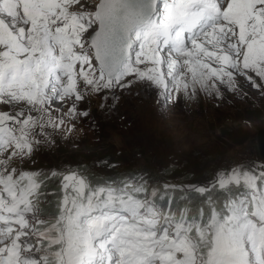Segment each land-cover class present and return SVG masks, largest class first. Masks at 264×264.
Here are the masks:
<instances>
[{"label": "snow or ice", "instance_id": "snow-or-ice-1", "mask_svg": "<svg viewBox=\"0 0 264 264\" xmlns=\"http://www.w3.org/2000/svg\"><path fill=\"white\" fill-rule=\"evenodd\" d=\"M239 77L264 86V0H0V264H264V165L163 195L141 173L24 167L93 96L139 85L163 107Z\"/></svg>", "mask_w": 264, "mask_h": 264}, {"label": "rangeland", "instance_id": "rangeland-1", "mask_svg": "<svg viewBox=\"0 0 264 264\" xmlns=\"http://www.w3.org/2000/svg\"><path fill=\"white\" fill-rule=\"evenodd\" d=\"M96 2L86 0L93 9ZM254 78L257 84L264 85L260 78ZM249 85L250 91L258 94L256 98L247 100L246 95L222 87L220 98L199 94L194 99L181 98L163 107L156 102L155 90L139 85L123 91L117 89L115 94L108 92L103 98L93 96L80 105L89 116L76 119L71 132L64 128L53 132L52 143L43 145L34 155L38 164L24 167L65 171L70 167L61 169L60 163L72 159L75 164L71 169L79 171L76 166H84L79 157L97 154L101 151L98 146L104 145L113 159L120 157L126 161L123 164L118 160L119 166L133 164L135 172L145 177H150L149 172L157 174L170 167L184 166L194 177L205 178L196 184L241 161L261 166L254 145L260 129H264V86ZM102 103L104 109L100 107ZM6 109L7 106L0 105V110ZM138 152L145 158H137ZM214 153L217 157L212 156ZM212 161L215 166L210 168ZM157 180L162 188L166 181Z\"/></svg>", "mask_w": 264, "mask_h": 264}, {"label": "trees", "instance_id": "trees-1", "mask_svg": "<svg viewBox=\"0 0 264 264\" xmlns=\"http://www.w3.org/2000/svg\"><path fill=\"white\" fill-rule=\"evenodd\" d=\"M103 147V148H102ZM98 149L101 150L100 152H98L97 154H90L87 155L85 157H79V159L81 161H83V165H77L76 168L80 169V172H83L85 174H87L91 179L93 180H103L106 179L108 177H117L120 176L122 174L125 173H133V174H137L135 172V170H137L135 168V166H133V164L131 165H121L119 166L120 163L125 164V160L122 158H118V159H113L111 157L112 154L108 153L105 149V145L104 146H98ZM90 150V149H89ZM219 153V152H218ZM136 155V154H135ZM218 154L214 153L212 156L213 157H217ZM145 158L143 156V153L138 152L137 158ZM120 160V161H118ZM50 161V163L52 164L51 160H47ZM117 161L120 162L117 165ZM39 161H35L33 162V164H38ZM61 169H64L65 167L62 166H69L70 168H73L74 166V161L72 159L66 160L65 162H61ZM77 164V162H76ZM177 164V163H176ZM214 161H212V163L210 162V168L214 167L215 165ZM53 165L49 166L52 167ZM209 166V165H208ZM46 167V168H49ZM62 171V170H61ZM194 172H196L194 170ZM149 175L151 177V181H154L156 184H158L160 186V184L156 181H158V178H162L164 179L166 182L167 180H173V182H179V183H183V184H196L198 181H201L202 178H204L203 176H201V179H199L197 176H195V174L192 171H186V169L184 168V166H179L178 168L176 167H170L168 169H164L163 171L154 174L149 172ZM205 180V178L203 179ZM42 190H44L45 192L51 193V195L47 196V200L50 202L48 205H46V207L49 210H54L53 209V205L56 202L57 197H59L61 195L60 192V177H51L48 180L45 181L44 186H42ZM160 195L164 194V190L163 188H161V191L159 193ZM170 195H176L177 193H169Z\"/></svg>", "mask_w": 264, "mask_h": 264}, {"label": "water", "instance_id": "water-1", "mask_svg": "<svg viewBox=\"0 0 264 264\" xmlns=\"http://www.w3.org/2000/svg\"><path fill=\"white\" fill-rule=\"evenodd\" d=\"M255 152L257 158H259L264 165V129H260L256 136Z\"/></svg>", "mask_w": 264, "mask_h": 264}, {"label": "bare ground", "instance_id": "bare-ground-1", "mask_svg": "<svg viewBox=\"0 0 264 264\" xmlns=\"http://www.w3.org/2000/svg\"><path fill=\"white\" fill-rule=\"evenodd\" d=\"M243 85V88L241 89L240 88V85ZM248 86H250L249 85V83L247 82V81H245V79L243 78V77H239L238 78V81H237V85H236V87H237V94L238 95H241V94H243L244 92H246L247 93V95H246V99L248 100V99H253V98H256L257 97V93H255L254 91L252 92V91H250V89H249V87ZM252 90V89H251ZM235 93V94H236Z\"/></svg>", "mask_w": 264, "mask_h": 264}]
</instances>
